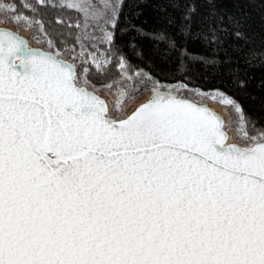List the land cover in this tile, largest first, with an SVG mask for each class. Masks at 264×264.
<instances>
[{
  "label": "snow or ice",
  "instance_id": "1",
  "mask_svg": "<svg viewBox=\"0 0 264 264\" xmlns=\"http://www.w3.org/2000/svg\"><path fill=\"white\" fill-rule=\"evenodd\" d=\"M124 4L61 0L83 15L61 49L36 19L57 4L0 0V264H264V125L186 75L184 57L231 63L224 29L207 57L155 34L180 62L154 73L115 43Z\"/></svg>",
  "mask_w": 264,
  "mask_h": 264
},
{
  "label": "trees",
  "instance_id": "2",
  "mask_svg": "<svg viewBox=\"0 0 264 264\" xmlns=\"http://www.w3.org/2000/svg\"><path fill=\"white\" fill-rule=\"evenodd\" d=\"M15 2L19 4L21 0ZM37 8L36 19L43 22L48 37L58 48H63L62 41L75 45L78 34L75 25L81 20L79 12L41 5ZM192 8L194 12L189 11ZM25 14L32 15L27 11ZM186 16L190 19L186 20ZM129 22L141 31L130 30ZM186 25H190L191 35L182 34L181 29ZM211 28L224 29L219 31L222 40L219 58L223 61L227 52L231 63L212 67L184 57L186 75L205 89L215 87L226 91L240 103L246 116L258 126L264 125V59L251 64L245 62L251 52H264V0H125L115 43L132 64L154 73H175L180 62L178 51L162 56L166 45L154 39V35L163 32L175 40L177 49L183 47L193 55L207 57L214 49L199 37ZM236 31L243 33L244 38H237ZM130 43L136 48H130ZM137 49L142 51V57L136 55ZM233 69H239L238 74ZM114 75V70L107 76L93 72L92 80L99 86ZM237 75L245 81V87H237Z\"/></svg>",
  "mask_w": 264,
  "mask_h": 264
},
{
  "label": "rangeland",
  "instance_id": "3",
  "mask_svg": "<svg viewBox=\"0 0 264 264\" xmlns=\"http://www.w3.org/2000/svg\"><path fill=\"white\" fill-rule=\"evenodd\" d=\"M30 2L33 3V2H35V0H30ZM51 2L57 4V7H59V8H67V7H60L59 6L60 3H61V0H51ZM64 2L65 3H74V2H77L78 3V2H80V0H64ZM67 9H69V8H67ZM69 10H73V9H69ZM73 11H75V10H73ZM80 15H81V20H80L79 23L83 24V15H82V13H80ZM78 32H80V29H78ZM25 35H27V37L30 39V41L32 42L33 46H40V47H45L46 46L43 43V39L42 38H41V43L40 44H37L36 40H34L32 38V32L31 31L25 33ZM88 43H89L88 41H85L86 46H87ZM76 46L78 48V45H76ZM103 50H104V48H103V46H101V51H103Z\"/></svg>",
  "mask_w": 264,
  "mask_h": 264
}]
</instances>
